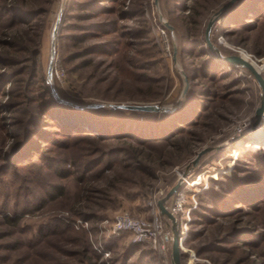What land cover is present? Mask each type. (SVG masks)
<instances>
[{"label": "rangeland", "instance_id": "rangeland-1", "mask_svg": "<svg viewBox=\"0 0 264 264\" xmlns=\"http://www.w3.org/2000/svg\"><path fill=\"white\" fill-rule=\"evenodd\" d=\"M14 1L19 0H0V3ZM228 1L158 0L156 6L155 0H37L39 4L34 9L43 7V12L30 23L34 33L23 32L26 26H13L9 16H3L1 31H18L24 39L22 47L31 45L32 41L38 43V70L32 83L28 68L18 57L9 73L15 75L17 82H8L7 78L2 84L3 93L0 92V168L5 158L9 165L24 162L14 170V176L0 178V219L16 213L22 218L19 226L10 229L12 238H0V257L9 255L5 264H89L91 250L95 253L92 264H166L165 259L170 264V243L164 257L147 244H130L126 237L106 244L108 256L98 253L93 248V242L99 241L98 226L119 212L150 218L153 201L157 203L176 183L200 151L247 132L245 140L204 156L184 178L185 187L188 180L189 186L198 179L200 184L185 189L186 206L195 207L187 223L181 264H240L236 260L241 257L254 261L247 244L257 238L243 232H247V213L252 212L251 206L257 202L254 190L259 191L258 195L264 193V184H260L264 179V144L255 152L245 149L257 139L264 141V133L259 137L251 135L259 128L253 127L261 104V88L247 69L218 60L206 44L196 48L191 42L194 29L198 39L204 40L209 20ZM88 4L98 13L84 10ZM61 11L52 85L60 99L84 109L58 102L46 83L53 31ZM159 16L173 29L175 57L171 31L161 26ZM194 21L198 25H193ZM108 22L116 26L117 34L107 35L111 26ZM101 29H107V33ZM86 33L87 38L81 40ZM211 41L223 57L241 56L264 78V0L236 1L213 24ZM108 42L116 46L112 48ZM164 42L168 43L171 56H165ZM93 47L102 50L88 54ZM183 48L193 54H183ZM89 59L92 63L85 66ZM127 61L137 63L138 68ZM216 82L223 87L216 86ZM41 87L61 104L63 114L75 115V121L62 117L48 120L53 114L38 115L36 99L40 97L37 94ZM144 96L149 98L144 100L141 98ZM90 104L105 107L86 108ZM120 104L158 105L169 111L143 113L109 107ZM171 127L172 137L180 138L178 151L166 146L160 138H152L151 144L144 148L126 140L124 145L118 142L104 145L97 139H89L102 140L110 137L107 133L117 138L131 133L158 137ZM74 129L95 130L99 136L71 133ZM247 141L251 142L245 144ZM133 146L144 152V158L133 162L125 154H114L122 148L133 153ZM238 149H241L238 156L230 157ZM98 160L101 162L97 165ZM120 160L135 170H124ZM63 170L69 174L66 178L58 175ZM54 184L63 186L65 191L63 196L51 199L48 195L53 194ZM240 199L245 201V206L235 213L233 207H238L236 203ZM78 201L87 206L83 209L89 214L87 218L75 217L71 212ZM172 201L173 198L167 207ZM215 206L231 218L216 217L217 224L212 226L203 217L211 219L207 209ZM155 210L159 214L157 204ZM76 219L89 221V230L77 229L73 223ZM238 220L242 223L237 228L242 230L234 232L244 234L237 239L247 244H221L222 237ZM41 227L44 231L39 235L37 231ZM3 229L0 226V234ZM259 230L264 233V229ZM15 239L32 247H20L14 252L1 250ZM82 239L86 240L87 254L73 256L80 250ZM217 248L226 251L218 252Z\"/></svg>", "mask_w": 264, "mask_h": 264}, {"label": "trees", "instance_id": "trees-1", "mask_svg": "<svg viewBox=\"0 0 264 264\" xmlns=\"http://www.w3.org/2000/svg\"><path fill=\"white\" fill-rule=\"evenodd\" d=\"M41 1V0H40ZM190 1V0H187ZM9 7H7V5ZM39 3H37V0H19V1H14L13 3H0V67H2L3 69V73L0 75V77H2V79L0 80V92L3 93V81L7 80L8 78V82H14L16 83V77L15 75H9L10 73V68H12L13 65H15L16 62V58L21 57V62L22 64H24L29 71V75H30V79L31 82L35 79L36 76V71L38 70V60H37V42L32 41V43H30L31 45L29 46H25L22 47L20 44L23 42V36L21 37V34L18 31H12V32H3L1 31V28L3 27L2 25V18L3 16H5L6 14L9 16V21L10 24L13 26H26L25 27V31H27L28 33H34V28L30 27V23L34 22L35 20H37V16H39V14H41V12H43V7L38 9H34V6L37 5ZM92 5H85L84 10L88 11V10H92L95 13H98V11H95V8H91ZM101 9V7H99ZM97 10H100V9ZM87 14V13H86ZM88 15V14H87ZM109 23V22H108ZM193 25H198V22L194 21L192 22ZM111 24V23H109ZM110 29L107 32V35L110 34H117L118 30L116 29V26H113L111 24V26L109 25ZM108 27V28H109ZM102 28H105L104 26ZM107 30V29H105ZM101 29L102 32H105L104 34H106L107 32ZM195 32V33H194ZM196 29H194L193 34L191 33V36L194 38V40L192 42V44L196 47V48H201V46L205 45V41L203 39H198V35L196 33ZM91 33H89L90 35ZM88 35V33L85 34V36L82 37L81 40L87 38L86 36ZM93 35H98V33H93ZM120 36V34L118 35ZM1 37H5V40H2ZM123 38H126V36H124ZM34 42V43H33ZM110 47L113 48V46H116V43H110L108 42ZM121 43H119L118 45H120ZM102 47H93V49H91L92 51H89L88 54H90L91 52L93 54H96L97 52H101L100 50ZM90 50V49H89ZM183 54H193L192 51H187L186 49H182ZM104 52H107L104 50ZM202 54H205V52H202ZM26 56V57H25ZM112 56V55H111ZM129 65L133 66V68H138L137 63L132 62V61H127ZM18 63V62H17ZM90 63H92L91 59L86 60L84 62L85 66H88ZM127 71L131 74V69H127ZM12 72V71H11ZM10 76V77H8ZM43 83V82H42ZM217 84V82H216ZM216 86L218 87H223L222 85L217 84ZM32 87V84H30L29 86H27L28 90H30V88ZM40 97L37 96L36 101H38L37 103V113L38 115H45L48 116L47 114H53V117H47L48 120H53V118L58 119L59 117L69 121V122H73L75 121V115L73 114H63V110L61 109V104L55 102L52 98L51 95L47 94V92L45 91V89L43 87H41V89L39 90L38 94ZM215 97L218 98V95ZM144 100L148 99L149 97H141ZM190 125V124H189ZM95 128V127H94ZM85 129V128H84ZM173 130L174 128L171 127V129H169L167 131V133L165 135L163 134H159L157 135L158 137H151L154 135H150L149 133H146V135L143 133L141 135L137 136V133H131L130 135H124L125 137H119L117 138V136H112L113 133H107L106 136H110L107 138H103L102 140H99L98 138L100 137H89V139L91 140H95L96 139L100 142H102L104 145H114V142H118L119 145H124L126 144V141H129L131 143H133V145H138L140 147H146L147 145L151 144L149 142H152L154 139L152 138H156V139H162L165 142V145H169V148H176V150L178 151L179 148H181L180 144L181 142H178L180 138H176V137H172L173 135ZM78 133V134H82V135H86L88 134V136L90 135H97L95 130H78V129H74L72 130L71 133ZM43 133V132H41ZM70 133V134H71ZM85 133V134H84ZM172 134V135H171ZM112 136V137H111ZM112 138V139H110ZM176 138V139H175ZM109 140H114V141H109ZM29 142V141H28ZM113 142V143H112ZM31 144V142H29ZM112 143V144H111ZM253 146L251 145L249 148L245 149L246 151H250V152H255L257 149L261 148V145L264 144V141L257 139V141H255V143H252ZM256 144V145H254ZM134 147V146H133ZM242 147V146H241ZM239 148V146H238ZM117 149L120 150V148L118 147ZM239 151H241V149L237 152H235V154H230V157H235L238 156ZM37 154V153H35ZM114 154H125L126 157L128 158V160H132L133 162H135L137 159L143 157L144 158V152L142 150H137L134 147V152L133 153H129L126 148H122L121 151L114 153ZM8 160V158H5V163L2 165V167L0 168V178H5V177H11L14 176V170L18 169L19 167L21 168V166H23L20 163H15L13 165H9V162L6 163V161ZM96 160V159H95ZM101 160V159H100ZM100 160L96 161L97 165L100 164ZM48 161V160H47ZM50 161V160H49ZM48 161V162H49ZM31 162V161H30ZM120 165H122V168L125 170H135L131 169L133 168L132 165H124L126 163L122 162L120 160ZM152 162V161H151ZM160 163L162 164V162L160 161ZM51 165H52V160H51ZM164 165V164H162ZM141 173H143V171H140ZM145 174V173H144ZM59 176L66 178L69 174L67 173V171L63 170L60 171L58 173ZM149 178V176H148ZM6 180V178H5ZM262 182H260L261 186L262 184H264V179H261ZM260 184L258 186H260ZM25 191L28 193H30L27 189H25ZM64 187L60 186V185H56L54 184L51 187V192L53 194L48 195L51 199H55L58 196H63L64 195ZM92 192V190H90ZM255 191V201H257L256 203H253L251 206V213H247V216H249V220L246 221L245 223V230H247V232H243L247 235H251L254 238H257L256 241H252L251 243H245V241L243 240H238L237 238H239V236H244V234L240 235L239 233L234 232L235 230H242V229H238L237 228V224H241L242 221L238 220V221H234V222H238V223H234L232 226V230L227 232L222 238V241H220L221 244H227V243H231V242H242L243 244H247L248 247L252 250L251 255L254 257V261L250 262V257L248 258H238L236 260V262L240 263V264H264V233L260 232L259 229H264V215L262 216V214L264 213V193L263 195H258L257 193H259V191ZM87 192H89V189L86 190L84 193L86 194ZM49 194V193H48ZM28 196V195H27ZM242 200V199H240ZM238 200L236 204H239L238 207L236 209H234L235 207H233L234 212H240L241 208L243 206H245V201H240ZM84 208H87V206H83L80 201L77 202V204H75L72 207V211L75 217L81 216L84 218L88 217V213H85V210H83ZM15 212V211H14ZM207 212L210 213V215L212 216L211 219H206L205 217H203V219L205 220L206 224L209 225H214L217 224L216 221V217H224V219H229L231 217H227L229 215L227 214H222L220 209L215 206L213 209H207ZM196 214V213H195ZM263 217V218H262ZM21 216L16 214H7L4 215L1 219H0V226H3L5 229H3V231L0 234V238L1 239H5V238H12L13 236V231H10V229H15L17 226H19V223L21 221ZM202 219V222H203ZM240 228V227H239ZM56 230V227H53V231ZM44 231V227H41L37 233L40 235L42 234ZM13 240V239H12ZM28 242L22 243L21 240L19 239H15L14 241H11V243H7V246L4 247L3 249H1L2 251H9V252H14L16 251V249L18 248H31L32 246L27 244ZM223 245V246H224ZM31 246V247H30ZM80 250H77L76 252H74L72 255L73 256H78V255H83L85 257V254H87V250H86V240L82 239L81 243H80ZM214 247H211V249H213ZM91 250V249H90ZM218 252L220 250L222 251H226L224 249L221 248H217L216 249ZM89 251V249H88ZM90 257L87 258L89 261V264H92V261H94L93 256L95 255L94 251H90ZM182 255V253H181ZM9 255L0 257V263L1 264H5L7 262V257ZM85 258V259H86ZM84 259V260H85ZM82 260V261H84Z\"/></svg>", "mask_w": 264, "mask_h": 264}, {"label": "water", "instance_id": "water-1", "mask_svg": "<svg viewBox=\"0 0 264 264\" xmlns=\"http://www.w3.org/2000/svg\"><path fill=\"white\" fill-rule=\"evenodd\" d=\"M236 1L238 0H229L222 8H220V10L215 13V15L209 20L207 27L205 29V34H204V41L205 44L208 48V50L210 51L211 55L214 56L215 58H217L218 60L221 61H226L229 62L233 65H237V66H241L245 69H247L249 71V73L254 77V79L256 80L257 84L259 85V87L261 88V104L260 107L257 109L256 111V116H255V122H254V127L256 128V126L258 125L259 128L256 131V133H252L251 135H253V137L257 136H263L262 134L264 133L263 131V124H264V78L261 76V74L259 72H257V70L255 69V67H253V65L241 58L238 55H234V56H230V57H223L220 53V51L217 49V47H215L211 41V29L213 24L215 23V21L217 20V18L219 17V15L224 12L226 9H228L229 7H231ZM155 5H158V0H155ZM62 16H63V12L61 11L58 14L56 23H55V27H54V31H53V42L51 45V55H50V59L48 62V67H47V73H46V83L51 86V94L53 95V97L60 103H64V104H73L74 106L84 109L85 107L83 106H79L75 103H71V102H66L62 99H60L57 95V92L55 90V88H53L52 85V78H53V66H54V62H55V38L57 35V32L59 31V26L61 24V20H62ZM159 21L161 23V26L164 27L165 29H168L169 31H171V36H172V50H173V57H175L176 55V46H175V42H174V38L172 35L173 29L172 27L167 23V21H165L161 16H159ZM184 76V73H183ZM185 78V76H184ZM186 81V78H185ZM187 90V87H185L183 93H185ZM105 107V105L102 104H90L88 105L86 108L89 109H101ZM110 108L112 109H119V110H128V111H134V112H143V113H158L161 111L164 112H168L169 109H166L163 106H158V105H150V104H144V105H130V104H120V105H109ZM262 121V123H261ZM261 123V124H260ZM255 130V129H253ZM252 130V131H253ZM251 131V132H252ZM248 132L247 133H241L239 135H236L234 137H232L231 139H229L227 142L223 143V144H219V145H214L208 148L203 149L202 151H200L195 159H193L188 165L187 167L184 169V171L181 173V175L178 177L176 183L157 201V208L159 210V214L160 217L163 221V223L167 226L170 234H171V242H170V251H171V255H170V264H181V244H180V238H181V233H180V227L178 224V221L176 219V217L169 211L167 204L168 202L174 197V195L182 189L183 185H184V178L189 174V172L191 171L192 168H194L195 166H197V164L199 163V161L206 156L207 154L211 153V152H219L221 150H223L227 145H233L234 143H236L237 141H243L246 139V137L248 136ZM257 137V138H258Z\"/></svg>", "mask_w": 264, "mask_h": 264}, {"label": "built area", "instance_id": "built-area-1", "mask_svg": "<svg viewBox=\"0 0 264 264\" xmlns=\"http://www.w3.org/2000/svg\"><path fill=\"white\" fill-rule=\"evenodd\" d=\"M164 35V31H161ZM165 56L170 55L168 43L164 42ZM185 187L179 190L173 197L169 205V211L176 217L180 227V244L183 249L184 240L187 237V223L189 221L190 211L195 207L186 206ZM156 200L153 201V213L150 218H135L128 212H119L112 218L104 220L99 226V241L93 242V248L98 253L108 256L109 252L106 244L119 237H126L132 245L147 244L151 249L164 257L167 244L171 242V234L163 223L160 215L155 210ZM74 225L77 229L85 228L89 230V221L85 219H76ZM164 263L167 264L165 259Z\"/></svg>", "mask_w": 264, "mask_h": 264}, {"label": "bare ground", "instance_id": "bare-ground-1", "mask_svg": "<svg viewBox=\"0 0 264 264\" xmlns=\"http://www.w3.org/2000/svg\"><path fill=\"white\" fill-rule=\"evenodd\" d=\"M241 57V56H240ZM258 72V71H257ZM264 140V139H263ZM248 142H251V141H247V142H245V144L246 143H248ZM244 145V144H243ZM193 181V180H192ZM186 184H187V187H189V188H194V187H190V186H195V185H197V186H199L198 184H200L199 183V179L198 180H194L193 182H192V184H190V186H189V180L186 182ZM196 186V187H197Z\"/></svg>", "mask_w": 264, "mask_h": 264}]
</instances>
